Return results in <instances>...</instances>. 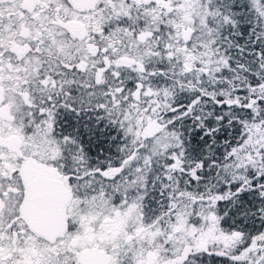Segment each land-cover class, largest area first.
Returning a JSON list of instances; mask_svg holds the SVG:
<instances>
[{
    "label": "snow or ice",
    "instance_id": "6c2138e0",
    "mask_svg": "<svg viewBox=\"0 0 264 264\" xmlns=\"http://www.w3.org/2000/svg\"><path fill=\"white\" fill-rule=\"evenodd\" d=\"M0 264H264V0H0Z\"/></svg>",
    "mask_w": 264,
    "mask_h": 264
}]
</instances>
